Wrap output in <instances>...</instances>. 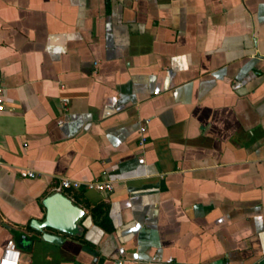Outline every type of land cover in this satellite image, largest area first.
Wrapping results in <instances>:
<instances>
[{
  "label": "crops",
  "instance_id": "0c3cea01",
  "mask_svg": "<svg viewBox=\"0 0 264 264\" xmlns=\"http://www.w3.org/2000/svg\"><path fill=\"white\" fill-rule=\"evenodd\" d=\"M0 78V252L264 264V0H0ZM60 178L114 189L63 191L56 244L28 225Z\"/></svg>",
  "mask_w": 264,
  "mask_h": 264
},
{
  "label": "water",
  "instance_id": "95a60500",
  "mask_svg": "<svg viewBox=\"0 0 264 264\" xmlns=\"http://www.w3.org/2000/svg\"><path fill=\"white\" fill-rule=\"evenodd\" d=\"M45 212L42 220L32 219L29 228L40 234V239L48 243H60L61 238L45 232L46 230L74 236L81 229L78 223L84 212L60 193H51L41 202Z\"/></svg>",
  "mask_w": 264,
  "mask_h": 264
},
{
  "label": "built area",
  "instance_id": "2783aa9c",
  "mask_svg": "<svg viewBox=\"0 0 264 264\" xmlns=\"http://www.w3.org/2000/svg\"><path fill=\"white\" fill-rule=\"evenodd\" d=\"M4 89L1 85L0 78V113L4 110ZM139 138H138V147H142L145 143L144 138V127L139 128ZM138 164H142L143 160L139 159ZM18 175L22 179H34L36 175L30 170H19ZM79 188L85 191H94L99 193H110L113 191L114 186L111 182L108 181H98L93 180L90 182H78L68 178H60L55 184L50 188L51 193H62L65 190H78ZM20 261V252L16 248L13 241L8 240L4 244L0 252V264H19ZM117 264H121L118 262Z\"/></svg>",
  "mask_w": 264,
  "mask_h": 264
}]
</instances>
